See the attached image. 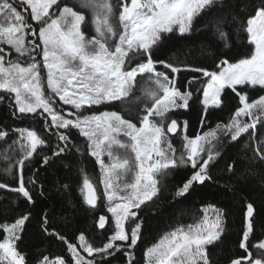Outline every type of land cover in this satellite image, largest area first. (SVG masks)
<instances>
[{
	"label": "snow or ice",
	"instance_id": "6c2138e0",
	"mask_svg": "<svg viewBox=\"0 0 264 264\" xmlns=\"http://www.w3.org/2000/svg\"><path fill=\"white\" fill-rule=\"evenodd\" d=\"M85 10L91 14L90 21ZM205 13L208 15L203 27L213 28L225 48L230 47V33L226 30L230 28L232 34L246 38L250 51L235 62L221 59L216 64L218 70L154 59L155 49L168 39L167 34L190 33ZM89 23L95 33L91 37L83 30ZM0 45L9 49L6 52L0 47V91L14 99L12 115L23 120L28 114H36L43 118L45 132L56 137V147L51 157L43 156V163L63 154L71 143V129H77L86 141L84 153L95 158L99 166V183L103 185L102 195L111 218L100 215L98 227L105 229L106 224H114L107 241L94 247L81 232L76 238L77 246L54 229L49 233L67 245L73 264H106L105 258L123 251L125 245L134 248L142 236L143 220L138 215L141 206L158 195L161 182L179 167L190 166L192 173L177 188V197L195 184L210 180V168L221 156L217 147L225 138L229 143L238 142L252 130L245 145L252 155L243 157L245 163L239 170L235 160L228 163L226 172L229 183L246 182L259 175L264 185V172L256 168L257 164H264V140L255 141L257 125L264 124V94L250 99L248 92L239 90L242 87L264 91V0H117L115 4L112 0H74L72 4L65 0H0ZM11 53H15V58ZM157 64L165 70H157ZM181 71L200 75L190 78L181 90L177 80ZM193 88L195 93L202 92V127L209 110L224 106L226 89L238 97L239 106L227 123H217L192 137L187 135L188 122L184 121L181 135V125L170 115L190 108ZM55 97L75 111L64 113V109L56 107ZM114 102L122 105V111L85 114L92 106ZM133 104L136 106L131 107ZM12 131L17 134L13 144L18 145L20 156L15 161L18 186L9 190L32 203L26 183L34 184L35 180L26 182L24 169L48 141L28 127ZM169 134L181 135L179 148L173 145ZM7 136L8 132L0 129V139ZM73 147L81 153L79 146ZM117 149L128 155L116 154ZM4 159H8L7 155ZM5 171L12 175V165ZM80 174L83 201L96 208L100 197L95 182L86 168L82 167ZM7 187L0 183V188ZM200 211L203 216L194 223L177 224L147 247L145 264H211L208 247L222 240L225 213L212 204ZM253 217L254 205L248 202L239 240V249L246 254L230 259L228 264H264V239L252 243L250 248ZM28 219L29 215L23 214L12 223L0 224L4 234L0 239V264H27L17 241ZM48 223L45 216L41 223L45 232L49 231ZM78 249L91 258L81 255ZM126 254L132 264L131 253ZM37 264L66 261L43 256Z\"/></svg>",
	"mask_w": 264,
	"mask_h": 264
},
{
	"label": "trees",
	"instance_id": "16d2710c",
	"mask_svg": "<svg viewBox=\"0 0 264 264\" xmlns=\"http://www.w3.org/2000/svg\"><path fill=\"white\" fill-rule=\"evenodd\" d=\"M65 2L72 4L74 0H65ZM112 2L115 4L117 0H112ZM85 14L90 21L91 14L86 10ZM207 15L205 13L200 16L192 31L184 36H181L178 31L167 34L168 39L155 49L154 59L173 61L181 66L183 62H186L194 67L218 70L216 64L221 59L235 62L250 51L246 44V38L242 40L232 34L230 28L226 29L230 33L228 41L230 47L225 48L224 41L213 34V28L205 29L203 27ZM83 30L89 37L95 34L90 23L85 25ZM12 57L15 58V54ZM157 70L164 71L165 69L163 65L157 64ZM199 75L192 71H181L177 77L178 86L184 90L188 80ZM44 87L46 88V86ZM192 90L194 97L190 101V108L173 111L170 115V118L176 119L182 126L180 128L181 135L185 131L184 121L188 122L187 135L192 137L197 132L215 127L217 123H227L230 115L239 106L238 97L230 89H226L223 94L224 106L221 109L209 110L206 122L202 127L200 117L203 115V108L199 103L202 92L195 93V88ZM239 90L248 92L250 99H255L264 93L259 88L241 87ZM136 95H139L138 89ZM0 96L4 97L3 100H0V129L8 132L6 139H0V183L8 186L0 188V224L12 223L20 215L28 214L29 219L21 233V238L17 241L18 250L25 254L27 264H37V261L43 256H48L50 260L63 258L66 264H73L67 245L49 233L54 229L77 246L76 238L81 232L94 247H101L107 241V237L114 229V224H107L103 230H99L96 226L100 214H106L109 219L111 218L102 195L103 185L99 183V166L95 163V158L84 153L86 141L77 129L70 131L71 143L67 150L59 157H52L50 162L45 165L43 156L51 157L52 149L57 144L56 137L51 132H45L43 118L36 114H28L23 120L13 116L14 99L3 91H0ZM135 106V104L131 105V107ZM91 111H122V105L116 102L96 105L92 106L85 114H89ZM34 116L35 118H33ZM24 127L37 130L38 134L48 141L38 149L24 169L25 181L28 182L30 178L35 180L34 184L26 183L33 198L32 203H28L18 193L9 190L18 186L15 161L20 156L18 145L13 144V141L17 139V134H14L12 130ZM255 131L257 133L255 141L264 140V124H258ZM181 135H170L173 145L177 148L181 145ZM251 136L252 130L242 135L238 142L229 143L225 138L224 143L217 147L221 156L210 168L211 179L203 184H195L182 197L176 196V190L190 177L192 169L190 166L175 169L161 182L158 195L142 205L138 211V215L143 220V227L142 236L137 245L132 249H128L125 245L123 251H116L112 256L106 257V264H129V256L126 254L128 252L131 253L132 264H145L144 251L147 247L154 244L164 233L175 228L177 224L194 223L196 219L203 216L201 208L208 204L224 210L226 227L222 240L214 246L208 247L211 264H228L230 259L246 254L239 249V240L242 239L244 213L248 202L254 205V233L250 236V248L252 243L264 239V185L260 183L262 177L257 175L250 177L246 182L237 183L232 180L229 183L230 176L226 172L228 163L235 160L239 170L242 163H245L243 157L252 155L251 151L245 147ZM73 145L79 146L81 153L84 154L78 153ZM116 154L122 157L128 155L119 149L116 150ZM5 155L8 157L7 160L4 159ZM105 160L107 162V157ZM9 164L14 170L12 175L5 171ZM82 167L86 168L88 175L95 182L100 197L96 208H90L83 201L80 192L82 185L80 170ZM256 168L264 172V164H257ZM45 216L49 221L48 232H45L41 227ZM3 235V231L0 229V239L3 238ZM78 250L81 255L91 258L82 249ZM251 250L256 251L255 249ZM96 259L99 260L100 257H96Z\"/></svg>",
	"mask_w": 264,
	"mask_h": 264
},
{
	"label": "rangeland",
	"instance_id": "374dc122",
	"mask_svg": "<svg viewBox=\"0 0 264 264\" xmlns=\"http://www.w3.org/2000/svg\"><path fill=\"white\" fill-rule=\"evenodd\" d=\"M29 12H30V9H29ZM0 47H4V49H5V51L6 52H8L9 51V49H8V46H6V45H0ZM13 54H15V53H11V55H13ZM13 58V57H12ZM44 86H46V78H45V81H44ZM45 90H46V92H47V86H46V88H45ZM262 94H264V93H262ZM202 97V96H201ZM55 100L58 102L57 104H56V107H58V108H60V109H64V113H67V112H69V111H75L73 108H72V106L71 105H63V103L62 102H59V98L58 97H55ZM103 112V111H102ZM170 119H172V118H170ZM182 127V126H181ZM206 206V205H205ZM204 207V206H203ZM106 215V214H105Z\"/></svg>",
	"mask_w": 264,
	"mask_h": 264
},
{
	"label": "water",
	"instance_id": "95a60500",
	"mask_svg": "<svg viewBox=\"0 0 264 264\" xmlns=\"http://www.w3.org/2000/svg\"><path fill=\"white\" fill-rule=\"evenodd\" d=\"M170 135H172V134H170ZM100 215H105V214H100ZM106 217H108L107 215H105ZM99 219V218H98ZM97 222H98V220H97ZM96 222V226H97V228L99 229V230H103V229H100L99 227H98V223ZM106 226H107V224H106Z\"/></svg>",
	"mask_w": 264,
	"mask_h": 264
},
{
	"label": "bare ground",
	"instance_id": "6f19581e",
	"mask_svg": "<svg viewBox=\"0 0 264 264\" xmlns=\"http://www.w3.org/2000/svg\"><path fill=\"white\" fill-rule=\"evenodd\" d=\"M170 135V134H169Z\"/></svg>",
	"mask_w": 264,
	"mask_h": 264
}]
</instances>
